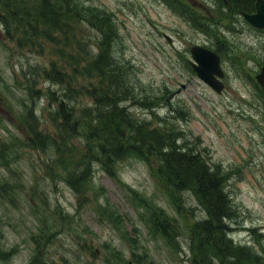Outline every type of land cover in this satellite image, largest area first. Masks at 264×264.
<instances>
[{
  "label": "rangeland",
  "instance_id": "obj_1",
  "mask_svg": "<svg viewBox=\"0 0 264 264\" xmlns=\"http://www.w3.org/2000/svg\"><path fill=\"white\" fill-rule=\"evenodd\" d=\"M83 1L116 21L114 51L132 69L130 110L153 125L172 114L173 125L224 174L236 204L230 218L235 237L264 252V96L254 76L264 64V31L240 18L219 20L214 31L225 41L226 88L218 94L189 63L190 46L214 45L216 36L191 27L163 0ZM203 3L191 4L200 11ZM13 10L1 9L5 15ZM230 24L236 28L228 30ZM24 26L27 31L16 21L0 26V248L9 252L0 264H193L187 233L201 215L195 200L183 194L176 204L154 158L129 154L112 172L89 160L81 169L85 130H59L54 92L71 102L85 129L95 109L86 87L97 79L68 66V47L50 40L60 37L57 32L40 26L32 34ZM81 27L76 38L95 53L96 31L89 37ZM72 43L82 70L85 58ZM53 66L70 69L73 80L66 75L56 82L44 72ZM29 70L32 83L24 74ZM34 131L46 143L35 140ZM147 201L175 219L180 230L174 239L153 232Z\"/></svg>",
  "mask_w": 264,
  "mask_h": 264
},
{
  "label": "trees",
  "instance_id": "obj_2",
  "mask_svg": "<svg viewBox=\"0 0 264 264\" xmlns=\"http://www.w3.org/2000/svg\"><path fill=\"white\" fill-rule=\"evenodd\" d=\"M173 1L186 4L184 0ZM215 1L217 9L221 10L225 0ZM254 1L227 0V5L250 11L254 8ZM31 3L34 4V9L29 5ZM3 8L7 11L14 10L5 15L1 11ZM189 8L190 20L211 33V36L218 37L213 27L219 23L208 15L202 20L196 10L190 6ZM18 14H22L23 19H18ZM15 21L16 27L24 31H27L25 23L28 24L27 28L32 34L38 33L40 26L57 32L60 37H51L50 40L58 44L64 43L68 47V66L74 63V73L86 72L97 79L96 85L92 83L86 87L87 93L93 98L95 109L93 114L90 111L87 117L90 121L86 122L85 129L80 119L74 117L71 102L54 92V101L58 104L57 114L61 118L59 130L71 135L82 134L85 130L87 150L78 157L81 169H87L88 161L93 160L102 163L107 171L112 172L113 163L123 156H154L159 162V173L170 186L173 199L177 197L176 204L186 194L196 197L201 209L202 215L188 232L193 264H264V255L249 246L234 243L229 236V218L234 213L235 203L230 198L224 184L225 177L217 165H211L186 140L182 131L167 120L159 126H153L150 121L136 117L127 108L125 103L133 99L132 69L126 61L119 60L114 51L117 28L108 13L87 6L83 0H0V26L8 28ZM80 26L79 30H86L89 37L92 30L96 31L95 53L86 48L81 38H76V29ZM72 40L75 41L81 58H85L82 70L81 60L71 54L73 52L70 49L74 47ZM84 51L89 58L84 56ZM44 72L59 83L65 80L66 75L67 81L69 78V82L73 80V76L69 75L73 73L70 69L53 66L51 69H44ZM24 74L31 80L34 72L29 70L24 71ZM67 91L68 88L65 94ZM67 95L69 96L68 92ZM34 133L35 140L43 138L46 143L45 136L42 137L38 131ZM89 154L92 155L91 159ZM84 170L81 172L83 178L86 177ZM30 193L34 195L33 191ZM144 206L150 212L149 226L153 232L173 239L174 233L180 230L175 219L167 216L161 209L152 207L150 201ZM186 208H189L187 204ZM33 240L39 246V238L35 237ZM8 254V251L0 248V258H6Z\"/></svg>",
  "mask_w": 264,
  "mask_h": 264
},
{
  "label": "water",
  "instance_id": "obj_3",
  "mask_svg": "<svg viewBox=\"0 0 264 264\" xmlns=\"http://www.w3.org/2000/svg\"><path fill=\"white\" fill-rule=\"evenodd\" d=\"M257 12L253 14L244 13V16L252 24L258 27H264V0H258L256 3ZM194 59L197 63L193 62V67L197 71L198 75L208 82L216 90L220 91L222 83L215 77V74L222 76L223 73L219 64V57L213 51L195 45L191 48ZM257 79L262 84L264 89V67L262 71L257 75Z\"/></svg>",
  "mask_w": 264,
  "mask_h": 264
}]
</instances>
